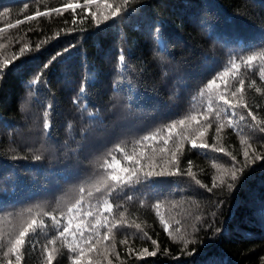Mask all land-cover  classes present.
<instances>
[{"label":"trees","instance_id":"16d2710c","mask_svg":"<svg viewBox=\"0 0 264 264\" xmlns=\"http://www.w3.org/2000/svg\"><path fill=\"white\" fill-rule=\"evenodd\" d=\"M70 2L79 5L75 12L65 10ZM139 5L138 14L104 21L113 8L124 9L123 0H0V13L9 9L0 15V264H8L9 239L31 219L43 224L26 237L21 264H46L45 253L51 264H75L72 241L84 247V240L61 242L59 231L81 188V211L72 214L78 232H93L87 210H103L105 200L127 225H139L109 233L112 245L101 241L89 257L97 264H264V160L231 189L221 184L244 165L246 146L264 155V141L247 121L217 134L226 116L209 115L207 131L194 134L212 79L214 91L229 92L242 78L241 102L264 117V63L246 64L264 54V0H129L128 7ZM168 149L180 173L143 179L148 158L163 165ZM113 165L143 171L139 180L121 172L125 186L110 181ZM106 178L112 187L97 196ZM209 225L221 228L215 238ZM177 233L200 243L185 246ZM145 248L157 255L141 259Z\"/></svg>","mask_w":264,"mask_h":264},{"label":"snow or ice","instance_id":"6c2138e0","mask_svg":"<svg viewBox=\"0 0 264 264\" xmlns=\"http://www.w3.org/2000/svg\"><path fill=\"white\" fill-rule=\"evenodd\" d=\"M92 0H85V4L91 3ZM124 3V9L122 10L121 7H115L112 9L111 16H105L104 21H108L111 18L120 17L121 19H126L127 16L125 13L131 11L134 14H138L142 11L143 5H139L138 7H128L129 0H123ZM25 8L28 7L27 4L24 5ZM79 7L77 3L70 2L66 5L65 10L72 9L73 12L76 11V9ZM9 11L8 8H4L3 13H0V15L7 13ZM53 12L59 13L60 9H52ZM47 13H37V15H46ZM27 20H31V16L26 17ZM104 21L97 20V25H100L104 23ZM17 24H20L21 21L17 20ZM160 22L154 21L152 23V30L156 32L157 34L160 33ZM221 43H224L223 41H220ZM23 49H21V52L23 53ZM67 51V50H66ZM57 55H60V53H57ZM55 59V57H53ZM120 61H124L125 56L121 54L119 56ZM259 59L262 63H264V54H261L259 56L251 55L247 58L246 64H251L254 60ZM51 63V61H49ZM45 68L48 67V64L44 65ZM238 66L235 64H232L230 70H235ZM261 75H264V71H262ZM209 93H208V109L207 112L204 113L203 122H196L194 126V134L198 133L200 136H203L204 132L207 131V126L211 123L209 120V115L212 116L213 119L219 121V119L222 116L230 117V119H225L223 124H219L216 127V133L219 134L221 131V128L225 125L230 126L232 128H238L239 124L241 122L247 121L248 126H250L251 130L256 134L257 138L264 141V117L258 118L257 114L253 113L251 111L250 106L247 103H242V97H243V89H244V80L242 78H237L236 84L232 85V89L229 92L224 91H214L216 88V80L212 79L209 84ZM227 87V86H226ZM213 104H217L215 109L213 108ZM197 121L196 116H192L190 118V122ZM235 121V122H234ZM181 124L184 123L183 120L180 121ZM45 127H48L46 124ZM175 127V125H173ZM183 140H181V144H175L174 147L178 150L180 146L183 144ZM191 147L193 148H206L207 145H197L195 141H193ZM170 155L162 156L161 158L164 160L163 165H156L151 162V157L148 158V170L144 172V178L147 177H153V176H176L180 173L179 165L176 161V152H172L171 149L167 150ZM216 151L222 152V148H217ZM229 156H231V153H228ZM245 162L243 166H237L234 167L233 170L227 173V179H222L221 184H226V186L231 189L234 187L237 183V181L240 179V175L244 173L245 169L250 164H255L258 160H264V155H258L254 150H251L250 146H246L244 153ZM39 159V157H37ZM129 159H132L131 157ZM233 160H235V157H232ZM69 160L71 158L69 157ZM139 164V160H133V167H136V165ZM171 169H176V171H172ZM112 175L110 177L111 182L115 183H121L124 182L125 186L129 181L125 180V175H127L129 178L135 177L137 180L140 179L139 173L140 171H143V168L137 169V171L133 172L131 169H120L119 171H116V166L113 165L112 169ZM121 172L125 173V175H121ZM105 181V184L103 185L102 189L101 187H97V196H102L105 192H107L111 187L112 183ZM207 191L211 193L213 191L212 188H207ZM84 193L85 189H80V198L77 199L73 205L72 208L67 210L68 213V223L66 226H63L61 230L59 231V240L62 242L66 239H70L71 237L75 236L77 239L84 240V247H79L75 241H72L71 251L72 254L75 256V264H97V262L89 259L91 255H98L99 254V247L101 241H108L109 245H112V240L109 238V233L114 232H120V231H128L129 228H135L138 229L139 225L131 226L127 225L123 218L119 217L118 215L113 213L112 205L108 203V201L103 202V210H101L99 204H97L95 212L91 210V205L89 206V209L87 210V216L90 218V220H94L96 224V228L93 230L91 234L81 233L78 232L79 225L73 226L72 224V214L74 212H80L82 207V201L84 199ZM89 199H91V194L89 193ZM222 203V198L220 201H218V204ZM157 208H159V205H157ZM116 215L115 219H107V216ZM83 219V215L80 217ZM52 220H56V217L53 215L51 217ZM161 222L163 223V217H161ZM57 223H59L57 221ZM43 224V221H40V224L37 223L35 219H31L30 221L26 222L24 225L21 226L19 231L17 232L16 236L12 239H9L8 241V252L6 255L9 257L8 264H12V260H15V264H21V249L25 245L26 237L29 236L30 230L35 231L40 225ZM210 228L214 229L213 232V238H215L220 232L221 228L216 227L215 225H209ZM165 228H167V224H165ZM97 233H103L102 235L97 236ZM67 234V235H66ZM171 235V233H169ZM178 236H180V243L184 244L185 246L189 244H199L200 241L196 240L193 241L189 239L185 235H181L180 233H177ZM114 239V237H113ZM0 242H2V237H0ZM55 240L53 241V244H55ZM125 248H128L127 241L124 242ZM152 244L155 246L156 241L153 240ZM114 246V245H113ZM107 248H105V254H107ZM15 253L16 255L13 257L12 254ZM147 254L149 257H155L157 255L156 251H148L147 248L143 249V252L140 253V258H143L144 254ZM47 257L46 264H51L53 260V256L50 253H45ZM187 255H194L195 254V248L191 252H186ZM128 255L132 256V250H128ZM57 264L59 262L57 261ZM109 264H111V261H109Z\"/></svg>","mask_w":264,"mask_h":264}]
</instances>
